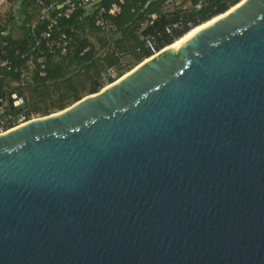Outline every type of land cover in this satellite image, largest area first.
Returning a JSON list of instances; mask_svg holds the SVG:
<instances>
[{
  "label": "water",
  "instance_id": "water-1",
  "mask_svg": "<svg viewBox=\"0 0 264 264\" xmlns=\"http://www.w3.org/2000/svg\"><path fill=\"white\" fill-rule=\"evenodd\" d=\"M220 15L0 133V264H264V0Z\"/></svg>",
  "mask_w": 264,
  "mask_h": 264
},
{
  "label": "trees",
  "instance_id": "trees-1",
  "mask_svg": "<svg viewBox=\"0 0 264 264\" xmlns=\"http://www.w3.org/2000/svg\"><path fill=\"white\" fill-rule=\"evenodd\" d=\"M18 1L21 3L19 19L10 15L0 24V60L9 63V70L0 67V95L7 90L8 94L20 93L26 105L23 114L30 119L34 114L43 117L61 111L83 97L97 93L104 87L106 71L114 70L119 78L133 69L150 56L145 47L148 38L153 37L158 47L169 46L172 39H180L188 29L175 32L172 38L168 27L180 20L185 24L198 18L206 21L241 0H184L189 8L183 14L177 12L170 16L157 15L169 0H124L119 15L105 16L112 28L107 31L95 26L92 15L86 16L78 9L68 18H58L51 27V37L64 35L70 39L66 54L60 56L47 52L45 42L39 37L47 29V22L38 23L33 30L25 26L32 17L27 7L33 8V2L8 0L10 3ZM111 3L112 0H101L100 5L108 9ZM153 15H156L155 19L149 22L148 18ZM15 28L18 36L12 34L11 30ZM87 34L95 38L98 48ZM23 55H26L25 60L21 59ZM39 58L43 59L42 69L37 63ZM28 59L33 63L31 78L20 84L15 69L25 65ZM11 83L17 86L11 88Z\"/></svg>",
  "mask_w": 264,
  "mask_h": 264
},
{
  "label": "built area",
  "instance_id": "built-area-1",
  "mask_svg": "<svg viewBox=\"0 0 264 264\" xmlns=\"http://www.w3.org/2000/svg\"><path fill=\"white\" fill-rule=\"evenodd\" d=\"M33 2L34 12L31 14V19L26 22L25 26L33 30L36 28L38 23L47 22L48 26L47 29L40 34V39L45 42V48L47 52L53 55H65L67 51V46L69 45L70 39L64 35H58L56 37H51V27L56 24V21L60 17L68 18L74 11L82 10L86 16L92 15L93 21L96 27L101 30L107 31L111 28V25L107 22L105 16L109 17H116L120 14L121 8L120 6L123 5L124 0H112L111 5L108 9H105L100 5L101 0H52V1H45V0H30ZM5 3H8V0H0V8L4 6ZM17 4V7H20V1L13 3L12 6ZM2 6V7H1ZM189 8V4L184 0H169L167 1L164 6L161 8L157 15H172L174 13L179 12L183 14ZM0 9V10H1ZM156 15L150 16L148 21L151 22L154 20ZM203 22L201 19H195L194 21L187 22L186 24L180 20L178 23L170 26L167 28L168 33L173 38L175 32H180L187 28L188 31L194 27L199 26V24ZM175 41V39H174ZM38 42V40H37ZM38 44V43H37ZM145 47L150 52V56L156 55L160 50L164 47H158L155 43L154 38H148L145 41ZM42 56V53H40ZM21 59L25 60L26 55L21 56ZM37 63L40 65L41 69L43 68V59L39 58ZM0 67H5L9 70V63L8 61H1L0 60ZM33 69L32 59H28L25 65L16 68L15 72L19 73L20 76V84H24L25 82L29 81L31 78ZM110 72V71H109ZM126 73V72H125ZM124 73V74H125ZM43 75V74H41ZM112 77V76H111ZM117 78V76H116ZM106 83V81H105ZM17 86L15 83H11L10 87ZM8 87V86H7ZM18 93L10 92L9 97H2L0 102L2 104H7L9 99L13 101H17V98L13 96ZM1 96V95H0ZM26 110V109H25ZM22 110L20 108V104L14 106L13 110L8 112L5 115L2 114V110L0 109V133L6 132L11 128L17 127L24 122L33 119L34 117H30V119H26Z\"/></svg>",
  "mask_w": 264,
  "mask_h": 264
},
{
  "label": "rangeland",
  "instance_id": "rangeland-1",
  "mask_svg": "<svg viewBox=\"0 0 264 264\" xmlns=\"http://www.w3.org/2000/svg\"><path fill=\"white\" fill-rule=\"evenodd\" d=\"M2 7V6H1ZM1 9V8H0ZM27 10H28V12H30V13H32L33 12V8L32 7H27ZM26 10V11H27ZM4 11H2V10H0V24H2V23H4V21L5 20H7V19H4L5 17H6V12H4ZM207 21H209V19L207 20ZM206 21H204V22H201V23H205ZM199 24V25H202V24ZM12 31V34L14 35V36H18L19 35V32H18V30H17V28H15V29H12L11 30ZM88 35V37H89V40H90V42H92L93 44H94V46L96 47V48H98L99 47V44H98V42L95 40V38L94 37H92L91 35H89V34H87ZM109 35V34H108ZM109 76H112V78H114V80H116V79H118V78H116V73L114 72V70H110V72H109ZM103 84H104V87L106 86V83H105V79H103ZM43 106V105H42ZM32 117H34V118H38V115H32Z\"/></svg>",
  "mask_w": 264,
  "mask_h": 264
},
{
  "label": "bare ground",
  "instance_id": "bare-ground-1",
  "mask_svg": "<svg viewBox=\"0 0 264 264\" xmlns=\"http://www.w3.org/2000/svg\"><path fill=\"white\" fill-rule=\"evenodd\" d=\"M233 9V8H232ZM231 9V10H232ZM222 17V15H220V16H216V17H214V18H212L211 20H209V21H207V22H205V23H203L202 25H199V26H197V27H194V28H192L191 30H189L186 34H184L180 39H178V40H176L175 42H173L170 46H169V48H174L176 45H178L185 37H187V36H189V35H191V34H193V33H195V32H197L200 28H202L203 26H205V25H209L210 23H212V22H214L215 20H217V19H219V18H221ZM105 88H107V84H106V86L105 87H103L102 89L104 90Z\"/></svg>",
  "mask_w": 264,
  "mask_h": 264
},
{
  "label": "crops",
  "instance_id": "crops-1",
  "mask_svg": "<svg viewBox=\"0 0 264 264\" xmlns=\"http://www.w3.org/2000/svg\"><path fill=\"white\" fill-rule=\"evenodd\" d=\"M12 5H13V3L8 2V3H5L4 6L2 7V9H1L2 11H4V12L7 11L6 17L4 19L8 20V17L10 15L13 16L15 19L16 18L19 19L18 11L20 10V7L19 8L17 7V9H16L17 4H15L14 6H12Z\"/></svg>",
  "mask_w": 264,
  "mask_h": 264
},
{
  "label": "flooded vegetation",
  "instance_id": "flooded-vegetation-1",
  "mask_svg": "<svg viewBox=\"0 0 264 264\" xmlns=\"http://www.w3.org/2000/svg\"><path fill=\"white\" fill-rule=\"evenodd\" d=\"M1 96L4 97V98H6L5 96L8 97V90H7L5 93L1 94ZM1 105H4V104H2V102H1ZM0 109H1V108H0Z\"/></svg>",
  "mask_w": 264,
  "mask_h": 264
}]
</instances>
